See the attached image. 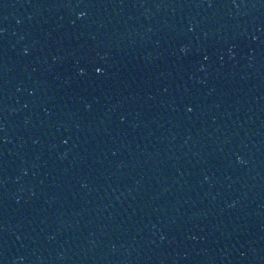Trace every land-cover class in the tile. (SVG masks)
I'll use <instances>...</instances> for the list:
<instances>
[{"label":"snow or ice","instance_id":"snow-or-ice-1","mask_svg":"<svg viewBox=\"0 0 264 264\" xmlns=\"http://www.w3.org/2000/svg\"><path fill=\"white\" fill-rule=\"evenodd\" d=\"M81 15H83V13H81ZM101 70H102V69H99V68L97 69V71H101Z\"/></svg>","mask_w":264,"mask_h":264},{"label":"clouds","instance_id":"clouds-1","mask_svg":"<svg viewBox=\"0 0 264 264\" xmlns=\"http://www.w3.org/2000/svg\"><path fill=\"white\" fill-rule=\"evenodd\" d=\"M81 13H83V12H81ZM81 13H80V15H81ZM83 15H84V13H83Z\"/></svg>","mask_w":264,"mask_h":264}]
</instances>
